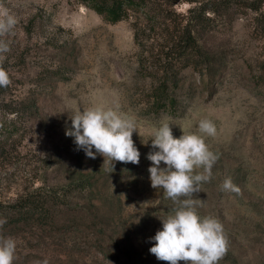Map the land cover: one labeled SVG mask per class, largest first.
Listing matches in <instances>:
<instances>
[{"label":"rangeland","instance_id":"obj_1","mask_svg":"<svg viewBox=\"0 0 264 264\" xmlns=\"http://www.w3.org/2000/svg\"><path fill=\"white\" fill-rule=\"evenodd\" d=\"M103 1L0 0L17 19L0 35L9 44L0 67L10 78L0 87V207L29 195L49 204L40 222L0 215L9 221L0 237L16 241L13 264H169L150 253L149 238L162 228L158 216L177 205L152 188L146 155L162 122L179 138L197 133L202 119L216 126L204 138L218 159L193 198L201 216L224 226L218 264H264V37L251 8L264 12V0H183L162 16L129 10L115 23L94 9ZM210 4L216 11L190 25L200 66L169 59L173 106L152 109L148 95L167 63L162 38ZM98 106L135 121L139 164L112 168L65 135L71 116ZM228 177L237 191L222 189Z\"/></svg>","mask_w":264,"mask_h":264},{"label":"clouds","instance_id":"obj_2","mask_svg":"<svg viewBox=\"0 0 264 264\" xmlns=\"http://www.w3.org/2000/svg\"><path fill=\"white\" fill-rule=\"evenodd\" d=\"M17 24L16 17L0 6V35L11 32ZM9 51V44L0 39V60ZM10 84L8 72L0 67V87ZM71 127L65 135L88 157L97 154L111 162L139 164L141 153L132 136L137 131L135 121L115 107H90L77 111L70 117ZM171 123L162 122L152 132L151 150L146 155L151 164L149 179L154 189H163L177 206L172 213L158 218L162 228L150 237L154 241L149 249L158 260L169 264H218L227 251V237L223 224L212 215L201 216L193 193L200 192L201 182L211 179L212 168L218 156L210 150L204 136H215L212 120L202 119L197 133H184L175 138ZM148 143V142H147ZM146 143V144H147ZM93 148L95 151H93ZM163 162V167L161 164ZM202 169V171H198ZM223 190L237 191L230 177L222 185ZM6 221H0V224ZM16 241L12 237H0V264H13ZM38 264H48L45 259Z\"/></svg>","mask_w":264,"mask_h":264},{"label":"trees","instance_id":"obj_3","mask_svg":"<svg viewBox=\"0 0 264 264\" xmlns=\"http://www.w3.org/2000/svg\"><path fill=\"white\" fill-rule=\"evenodd\" d=\"M156 0H106L102 3H98L94 6V9L98 14L111 23L118 22L122 17L128 14L129 10L134 12H141L147 10L149 15L153 17L162 16L168 9L182 3L183 0H160V4H155ZM225 2V1H224ZM256 13V22L264 37V12H259V7H251ZM217 8L210 4L207 8H198L190 10V14H195V17L190 16L187 18L185 26H180L174 33H168L170 35L163 37L164 49H166L164 61L167 62L162 69L161 78L155 80L153 88L150 92L152 101H147L151 105L152 109L172 107L174 100L171 93L177 88L175 78L169 76V70L172 67L168 62L173 56L178 55L182 59H187L185 67H198L202 62L201 47L197 38L193 35L192 20L197 23L200 20V16L205 15L206 12H215ZM198 10V11H197ZM191 25V26H190ZM261 73L264 75V63L261 67ZM155 78V77H154ZM156 83V85H155ZM48 203L43 202L41 198L34 196H24L19 198L14 204L5 207H0V215L4 219L10 220L9 214L13 216H26L35 219L40 222V219H44L48 212ZM9 222V221H6ZM5 222V225L8 223Z\"/></svg>","mask_w":264,"mask_h":264}]
</instances>
